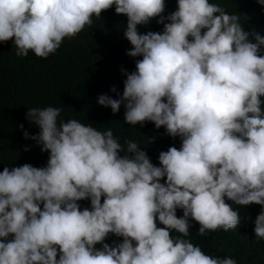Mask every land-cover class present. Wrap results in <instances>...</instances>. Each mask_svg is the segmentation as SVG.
<instances>
[{"label":"clouds","instance_id":"obj_1","mask_svg":"<svg viewBox=\"0 0 264 264\" xmlns=\"http://www.w3.org/2000/svg\"><path fill=\"white\" fill-rule=\"evenodd\" d=\"M250 2L0 0V264H264ZM76 42L120 63L94 103L26 63Z\"/></svg>","mask_w":264,"mask_h":264},{"label":"trees","instance_id":"obj_2","mask_svg":"<svg viewBox=\"0 0 264 264\" xmlns=\"http://www.w3.org/2000/svg\"><path fill=\"white\" fill-rule=\"evenodd\" d=\"M217 1V0H215ZM232 6H244L252 9L250 0H221ZM82 47L80 44H68L55 57L48 61L34 59L26 60L29 66L46 64L51 67L55 76H66L71 80L70 88L65 92L67 97L94 103L95 95L100 88H105L110 82H114L120 67L117 61L112 69L97 67L95 64L84 63L80 60ZM248 224V223H247Z\"/></svg>","mask_w":264,"mask_h":264}]
</instances>
